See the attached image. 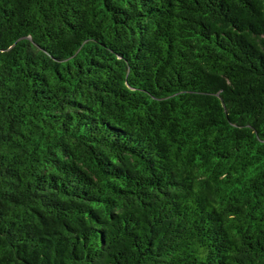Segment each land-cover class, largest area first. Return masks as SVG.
I'll return each instance as SVG.
<instances>
[{
  "label": "trees",
  "instance_id": "1",
  "mask_svg": "<svg viewBox=\"0 0 264 264\" xmlns=\"http://www.w3.org/2000/svg\"><path fill=\"white\" fill-rule=\"evenodd\" d=\"M0 264H264V0H0Z\"/></svg>",
  "mask_w": 264,
  "mask_h": 264
}]
</instances>
